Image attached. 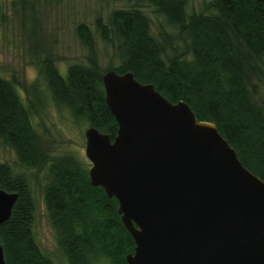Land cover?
Returning <instances> with one entry per match:
<instances>
[{
  "label": "trees",
  "instance_id": "trees-1",
  "mask_svg": "<svg viewBox=\"0 0 264 264\" xmlns=\"http://www.w3.org/2000/svg\"><path fill=\"white\" fill-rule=\"evenodd\" d=\"M39 1L13 2L31 19V33L36 32ZM142 1L172 31L164 27L153 34L140 5L112 9L107 22L97 16L96 31L114 46L118 59L103 70L90 28L78 23L75 33L86 50V62L68 63L63 76L56 66L61 57L46 52L38 61L53 104L65 108L73 122L112 138L117 123L104 100L101 77L108 69L129 71L169 101L186 102L198 120L213 122L243 166L264 181V101L254 81L264 58V0H212L214 12L190 14L188 0ZM5 15L0 1V24ZM45 107L36 80L0 76V142L13 150L22 168L15 171L0 162V188L17 193L10 216L0 223L5 263L54 264L32 231L35 201L28 172L44 170L43 203L66 264H92L100 258L127 264L125 255L133 252L134 241L120 220L116 198L90 183L86 161L72 153H54L51 140L32 120Z\"/></svg>",
  "mask_w": 264,
  "mask_h": 264
},
{
  "label": "water",
  "instance_id": "water-1",
  "mask_svg": "<svg viewBox=\"0 0 264 264\" xmlns=\"http://www.w3.org/2000/svg\"><path fill=\"white\" fill-rule=\"evenodd\" d=\"M101 81L117 130L87 126L84 153L90 183L116 198L133 238L126 263L264 264V181L216 125L129 71ZM16 197L0 188V223Z\"/></svg>",
  "mask_w": 264,
  "mask_h": 264
},
{
  "label": "rangeland",
  "instance_id": "rangeland-1",
  "mask_svg": "<svg viewBox=\"0 0 264 264\" xmlns=\"http://www.w3.org/2000/svg\"><path fill=\"white\" fill-rule=\"evenodd\" d=\"M6 12L5 19L0 24V76L15 77L19 82L30 83L37 81L43 91L46 107L32 120L36 129L54 146V153H72L90 165L84 153L86 125L73 122L65 108H57L49 97L45 82L38 73V61L46 52L61 57L56 66L61 75L66 74L68 63L86 62V50L81 45L75 27L78 23H85L91 30L95 40L96 55L100 67H114L118 63L115 48L112 44L102 41L96 31L94 21L100 16L107 22L112 9L134 8L140 9L149 19L151 31L157 35L158 31L168 27L163 17L156 13L142 0H40L36 6V32L31 33V19H27L14 0H0ZM212 0H188L187 13L214 12ZM17 3V2H16ZM143 4V5H142ZM16 5V6H15ZM37 23V24H36ZM254 81L259 90V100L264 101V58L258 65V72ZM19 91L22 94V90ZM0 162H6L15 171H21L15 153L11 148L0 142ZM44 170L40 173L28 172L32 195L35 201L34 221L32 231L40 249L52 259L54 264H66L60 252L52 225L48 219L42 198L44 184ZM92 264H109L105 258L93 261Z\"/></svg>",
  "mask_w": 264,
  "mask_h": 264
}]
</instances>
